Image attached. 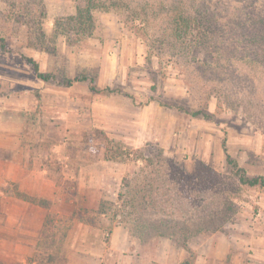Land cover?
Instances as JSON below:
<instances>
[{"label": "rangeland", "instance_id": "obj_1", "mask_svg": "<svg viewBox=\"0 0 264 264\" xmlns=\"http://www.w3.org/2000/svg\"><path fill=\"white\" fill-rule=\"evenodd\" d=\"M27 1L44 11L30 23L0 0V264H26L47 220L48 241L67 235V264L77 248L109 245L116 226L143 242L173 235L192 264L205 239L227 234L220 264H264V188L242 185L223 148L248 177H264V30H255L259 56L240 61L245 43L235 49L231 37L246 32L222 26L244 0H212L205 19L216 12L218 30L208 22L184 56L165 45L152 52L113 11H95V29L78 39L65 21L75 0ZM28 58L52 79H39ZM76 77L88 79L67 84ZM107 141L129 157L105 160ZM77 237L85 245L74 246Z\"/></svg>", "mask_w": 264, "mask_h": 264}, {"label": "trees", "instance_id": "obj_2", "mask_svg": "<svg viewBox=\"0 0 264 264\" xmlns=\"http://www.w3.org/2000/svg\"><path fill=\"white\" fill-rule=\"evenodd\" d=\"M11 1V13L15 19L19 22L24 20L29 23L31 21L38 20L44 11L42 8V2L35 3V1L27 0H9ZM77 2L76 14L65 19L68 24V28L71 34L75 35L78 39L83 38L89 32L95 29V21L93 18V13L95 11H106L115 12L121 21L135 29L137 33L145 37V44L152 52H160L162 50V45L170 48V50H176V54L179 56H184L186 51H188L189 46L192 49L200 46L204 38L203 31L205 32L208 24L212 28L217 29L218 15L216 12L212 13L207 19L205 16L207 12L210 11L212 7V0H208L202 3V0H75ZM242 8L238 11L236 16H229L227 23H225L223 28H226V32L231 31L234 28L243 29L246 33L239 35L238 37H231L233 40V48L237 49V42H244L245 48L243 52H240V61L243 60H253L259 56L257 50H255L253 45L260 44L262 37L257 33L264 30V7L256 9V3L253 0H244ZM34 4V5H33ZM258 7V6H257ZM257 10V11H256ZM211 12V11H210ZM203 16V17H202ZM209 22V23H208ZM28 25V23H26ZM254 24V30L248 33L250 27ZM221 26L219 25V28ZM156 28V29H155ZM263 28V29H262ZM157 32L151 33L150 36L153 37V41L149 39L150 30ZM40 36L45 37L43 28H40ZM257 30V31H255ZM215 34L214 31H212ZM156 36L161 39H154ZM243 39V41H242ZM202 40V42H201ZM240 40V41H238ZM157 42V45L156 43ZM2 48H6L4 41L2 42ZM160 48V49H158ZM241 50V51H242ZM248 50V51H247ZM252 56V57H251ZM237 60L236 57L232 58L230 63V68L233 69L234 62ZM28 61L33 65V68L38 75V78L48 82L52 79L51 74H44L40 72L39 65L36 61L28 58ZM238 61V60H237ZM235 71V70H234ZM88 77L74 78L68 80L67 84L72 85L78 81H86ZM91 90L97 92V85L95 79L90 80ZM107 92H115L111 88L105 89ZM193 116H200L202 112H193ZM205 114L204 116H206ZM207 115L205 118H208ZM115 148V144L111 141H107L105 160H117L118 158H128L129 155H125L122 149L118 147ZM224 152L226 159L230 165H232L235 175L239 178L242 185L250 187H262L264 188V177H248L246 172L239 166L237 161L233 160L228 153L226 142L223 143ZM116 150H119L118 152ZM46 166V165H45ZM17 196L23 201L29 203L48 207V201L44 199H37L29 194L17 191ZM52 221L47 220L45 222V227L42 232L41 243L37 252L27 260L26 264H60L61 260L67 264L66 259L60 257V249L64 245L67 235L64 234L62 237V243H56V240L52 238V241H48L49 237H53L52 234L48 236L51 228L49 224ZM173 237V235H163ZM186 248V247H185ZM192 254V253H191ZM192 258V255H191ZM192 260H194L192 258ZM192 260L187 259L183 264H192Z\"/></svg>", "mask_w": 264, "mask_h": 264}, {"label": "crops", "instance_id": "obj_3", "mask_svg": "<svg viewBox=\"0 0 264 264\" xmlns=\"http://www.w3.org/2000/svg\"><path fill=\"white\" fill-rule=\"evenodd\" d=\"M231 238L227 234L205 239L194 254V264H220L228 260L231 251ZM170 238H155L148 242L133 236L129 229L116 226L110 234V242L99 241V252L81 251L80 248L73 250V258L68 264H183L187 260L190 250L176 252L173 241ZM74 246L85 245L84 237H77ZM83 241V242H82ZM104 249V250H103ZM103 250V251H102ZM91 252V253H89Z\"/></svg>", "mask_w": 264, "mask_h": 264}]
</instances>
